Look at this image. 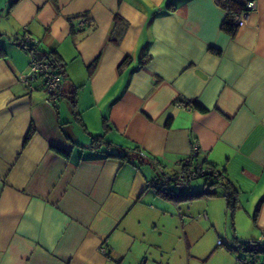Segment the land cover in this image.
<instances>
[{
  "label": "crops",
  "instance_id": "crops-1",
  "mask_svg": "<svg viewBox=\"0 0 264 264\" xmlns=\"http://www.w3.org/2000/svg\"><path fill=\"white\" fill-rule=\"evenodd\" d=\"M254 1L246 25L227 31L215 0H0V264L236 263L264 231ZM25 34L58 60L54 106L39 80L21 82ZM192 141L226 176L231 208L204 178L186 203L146 188L157 166L179 170Z\"/></svg>",
  "mask_w": 264,
  "mask_h": 264
},
{
  "label": "built area",
  "instance_id": "built-area-1",
  "mask_svg": "<svg viewBox=\"0 0 264 264\" xmlns=\"http://www.w3.org/2000/svg\"><path fill=\"white\" fill-rule=\"evenodd\" d=\"M255 11L256 2L254 0L245 1L244 9L233 16L234 28L245 26L248 16ZM77 25L82 28L85 21L80 19ZM38 44V40L27 34L17 40L18 47L27 51L30 58L28 72L25 77H21V82L28 90H34L33 83L39 80L46 95L45 102L54 106L60 99L61 75L52 69L48 61L36 53ZM140 156L145 157L142 153ZM178 166L179 170L174 174H168L162 167L157 166V174L146 183V188L158 191L162 195L172 193L174 188L175 194H181L191 186L193 181L199 178L218 181L224 177L221 170L214 165L199 160V146L196 141H192L190 154ZM217 244L221 245V241H218ZM246 248L247 250H243L244 254L236 258L235 264H264V231L261 232L258 240L247 242Z\"/></svg>",
  "mask_w": 264,
  "mask_h": 264
},
{
  "label": "trees",
  "instance_id": "trees-1",
  "mask_svg": "<svg viewBox=\"0 0 264 264\" xmlns=\"http://www.w3.org/2000/svg\"><path fill=\"white\" fill-rule=\"evenodd\" d=\"M215 2H216L217 5H219L220 7L224 8V9H226L228 11V15H229V17L231 19H228V21L224 24V29H226L227 31H232V29H235L234 25H233V16L235 14L241 12L244 9V2L239 3V2H237L235 0H215ZM113 42H114L115 45H117V43H118V41H116V40L113 41ZM38 48H39V44H38V47L36 49V53L37 54L40 53ZM44 58L46 59V61L49 62V64L51 65L52 69L57 67L58 60H56L52 56H47V55H44L43 59ZM143 64H144L143 61L140 62V65H143ZM57 73H59V72H57ZM60 97H61V94H60ZM28 137H29V134H28ZM93 141H94V144L97 143V145H100L103 142V136L102 135L95 136L93 138ZM54 150L58 154H60L62 156H65V153L62 152L61 150H58L56 148ZM138 155L140 156V153H138ZM109 156H111V155H109ZM112 156L123 159V158L127 157L128 155L124 154V156H122L121 154H119V153L117 154L116 153V154H112ZM222 174L224 176L223 178H220V180H218V181L214 180V181H210V182H211L212 186H219L221 189H223L224 193H223L222 196L225 199L226 206L231 208V206H233V204H234L233 203V196H232V193L230 192V190H229V188H228V186L226 184L227 178H226V176L224 175L223 172H222ZM204 179H206V178H204ZM190 187L187 190H185L184 192H182L181 194H175L174 188L172 189L173 191H171L172 193L169 192V193H167L165 195H162V194H160V192L156 191V194L161 195L164 198H166L168 201H172V202H174L176 204L186 203V202L192 201L194 198H196L198 196V195H194V196H187L186 195V191H188L190 189ZM207 195H216V194L215 193H208ZM240 246H241V249L247 250V248H246L247 242L241 243Z\"/></svg>",
  "mask_w": 264,
  "mask_h": 264
},
{
  "label": "rangeland",
  "instance_id": "rangeland-1",
  "mask_svg": "<svg viewBox=\"0 0 264 264\" xmlns=\"http://www.w3.org/2000/svg\"><path fill=\"white\" fill-rule=\"evenodd\" d=\"M210 188L213 189V190L217 193L218 196L223 195V192L220 190V188H217V187H214V188H213L212 186L210 187V186L208 185V186H207V189L209 190ZM211 189H210V190H211ZM219 200L222 202V205L224 206V205H225V201H224V199H221V198H220ZM223 202H224V203H223ZM198 210H200V209H198ZM222 221H223V220H222ZM222 227H223V228L225 227V223H224V222H223V226H222ZM222 241H223V238H222Z\"/></svg>",
  "mask_w": 264,
  "mask_h": 264
}]
</instances>
